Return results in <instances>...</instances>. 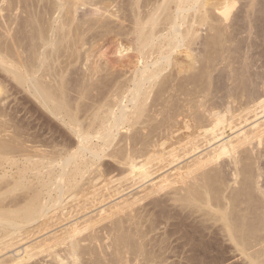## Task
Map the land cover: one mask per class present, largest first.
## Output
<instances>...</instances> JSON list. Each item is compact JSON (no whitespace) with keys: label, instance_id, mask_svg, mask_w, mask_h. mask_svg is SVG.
Returning a JSON list of instances; mask_svg holds the SVG:
<instances>
[{"label":"bare ground","instance_id":"6f19581e","mask_svg":"<svg viewBox=\"0 0 264 264\" xmlns=\"http://www.w3.org/2000/svg\"><path fill=\"white\" fill-rule=\"evenodd\" d=\"M256 5L258 7L259 0H0V95H5L6 90H11L14 84V87L17 88L16 84H18L20 89L22 87L27 91L29 95L32 96L31 99H33L39 107H42V111L45 110L51 117L62 122L64 126H67L71 130V133L73 132L75 134L73 136L76 137V143H74V145L70 144L68 146L66 144V151L64 150V152H66L65 156L58 162L55 157L51 155V157L47 156L46 158V154H42L45 151L42 152V149L38 150L39 148L36 149L37 147L33 145L31 146L33 150L28 151L25 147H28V143L23 140L24 138L22 139L24 142L21 141L23 134H21L20 131L23 130L24 125H20L21 123H19V126H22V128L20 127L21 130H19V121H14L16 117L11 119V110L10 113L5 107L4 98L0 99V168L6 165H8V167L16 165L15 167L17 168V163L20 160L18 158L20 157L25 158V163L28 162L24 167H20L21 170L18 169L19 172H17L19 174L16 175L19 176V179L17 178V180L13 179L14 181L9 180L8 182H4L7 183L6 186L9 187L7 189L5 186L7 190H3L0 184V205L2 203L0 206V253L1 251L6 252L7 249L20 243L22 237H19L22 236V229L30 223L37 222V224L34 223L35 227L32 226L33 229L30 227L32 230L26 228L25 230L27 233L24 230L26 235L28 233L30 234V232L33 235L38 234L43 230L46 232L45 229L47 230L48 228L47 219L50 215L53 216V212H55L50 211L53 210V204L50 205V210L48 209V205L46 204V200L48 199H43L45 202H42L43 200L41 201V192L39 190H34L35 192L33 191L34 193L32 192V195L30 194L31 196L27 199L24 198L27 201H23V204H21L20 201L22 199H19L20 197H18V194H16V196L14 195L18 190H22L21 188L25 185V182L23 183L24 185L21 183V178L22 180L24 179L22 176H24L25 171L28 169L36 170L34 174L38 176L42 175L40 172L42 173L41 170H44L43 168L46 169L47 167L48 169L49 167L50 169L54 164H57L58 167L60 166V172L55 179L52 180L50 179L51 177H48L49 179L45 181L43 178V183L41 182L44 187L48 185L47 188L45 187L46 190L51 187L52 191H56L55 195L57 196L53 203L57 204L65 200H62L63 190L67 193L69 189L67 188L69 183L66 187L64 178V176L68 177V166H70L71 163L76 165L75 168H73L74 173H72V175L76 172L78 173V171L82 174V171L78 164H75L77 163L75 161L81 157L85 158L88 155L89 159L86 161L84 159V162H86L84 164L88 167L94 164L104 156V150L112 144L115 131L118 132L122 128L128 130L131 129L130 127H135L134 125L136 124H144L146 132L148 131L147 129H149L147 127L151 128L149 129V131H151H148L149 133L147 132L148 134L153 131H156L155 133H161L159 138L157 134V140L153 139L154 136H156L155 134H152L154 135L152 136L153 138L150 137L151 135L147 134V137L151 139L145 140L147 137H144L146 134L144 133V135L140 136L141 138L137 137L140 139H137L139 141L135 139L132 140V142L134 141L131 143L133 147H129V149H127V147L125 148L126 150L123 149V147V150H119L120 147L116 152H112V154L108 153L110 158H115L117 160L116 162L125 167H123L125 172L121 170L123 174L114 181L123 182L124 180H131L134 181L132 184L140 183V185L142 184L141 187H143V189L141 188V192L139 191L140 193H136L133 196L130 195V197L126 196L125 198L118 197V199H121L117 200V202L114 201L115 204L113 203L114 205L112 207L110 206L111 208L109 207L110 210L108 209L105 215L103 214L105 209H102V213H96V215H100L99 217H91L94 214L89 216L88 213V217L84 215L86 219H83V224H80V221H75L79 223L70 224L66 228L62 225L63 227L60 228L61 230L63 229V231L60 233H56L57 229L55 231L52 229V217L50 216L49 221L51 222L49 223L51 224L49 225L48 223V225L51 226L53 231L50 230V232L45 234V237L40 240L36 239L35 242L31 241L32 243L29 244H24L23 242L24 246L20 244L21 249L19 250H16L18 245L14 246L16 248L14 250H16L17 254L10 255L5 259H0V264H25L39 254H46V257H50L53 262L59 264H81L80 259L84 257V254L86 258L87 254H89L90 257L94 253L90 248L83 246L84 244H82V242H89L91 244L94 240H97L98 236L93 235L92 232L95 230L94 227H96L98 223H102V221H111L112 218L116 221L112 220L115 222H112L114 225L109 227V233H118V231H120L121 234H123L122 232L125 233L123 234L124 236H119L118 239L115 238L114 245L117 247L122 245V248L128 249L130 248L129 244L135 237L137 238L136 240L142 238L144 231H141L142 234L140 235L141 229L139 226H141L143 216L142 214L139 215L136 213L138 209H136L135 206L145 199H151V203H158L163 195H166L169 201H173L176 206L178 205L179 208H181L179 209L181 210L179 214L186 211V213H182L187 215L186 219L194 214H198L199 216L202 215V217L206 216L207 218H205L204 222L212 221L211 226H216V229L218 228L220 233L222 232L223 237L225 236L229 243H232L234 249L244 257L246 264H264V183H260L259 181L264 177V162L261 163L260 161L264 158V71H260V73L251 72L249 69L251 64L249 65L247 62L248 57L243 56L245 53V50L243 51V44H245L244 40H246L244 39L246 38L244 35L248 34L246 36L249 37L250 34L255 31L253 29L258 28L255 24L258 23L256 20H258L260 16L257 15V17L256 14L260 12L264 15V5H262V10H258L260 6L257 9ZM263 15L261 16L263 17ZM262 22H264V19ZM254 26L255 28H253ZM262 26L264 27L263 24ZM200 28H205L208 35H206L207 38L203 37V41H200V39L199 42L198 39L201 36L199 33ZM262 28L260 25L259 29ZM259 32L261 33V31ZM243 33L244 35H242ZM253 35H251V37ZM257 35L259 34L254 36L258 38ZM260 35L263 36L264 34ZM132 37L135 39L133 42H131ZM102 41H112V43H116V52L119 54L128 51L132 52V55L128 54V56H132L135 62L133 61L134 64L132 63L131 66L129 65L130 67L127 66L126 68V70L128 68L130 70L131 68V74L129 73L130 75H126L127 73L125 74L123 72V75L125 74L128 77L124 76L123 78L121 75L122 73L114 69L113 72L112 70L109 72L108 69L111 68L107 69L106 63L101 62V52L105 51H101V49H103L101 46V43H103ZM249 41L250 39L246 42ZM253 41H255V39ZM250 44H252V42ZM198 45H202V50ZM246 46L248 48V43H246ZM250 46H253V44ZM203 48H205V50L208 48V51L210 48V50H215V52L218 50V53L215 55L217 57L211 56L215 58V60L219 58L218 60L220 63H223L228 53H231V56L228 54L230 57H233L232 53L234 54V59L231 58L233 61L235 57L237 59L241 58L240 64L238 63L240 59L234 61L240 65H237L240 67L237 68L239 73L235 70L238 75L227 63L226 64L229 66H227V68L220 65L224 68L223 74L229 75V78L232 77L233 81L231 80L232 78H230V81L233 83L236 82L235 84L231 83L225 85L224 81L222 85L213 84L214 77L211 73L212 70H207V67L205 68L206 65L202 68L203 63L200 65V68L205 70L202 72V69H200L199 71H201L202 74L201 77H198L199 74L196 69L198 66H195L199 64L196 62H198L201 57L204 59L201 54L204 56L207 55L209 60V57H212L210 55L208 56V54H213L214 52L206 54ZM180 53H183V58H179ZM235 53L237 55L239 54V56L237 57ZM246 54L247 53L244 55ZM229 56L227 58H230ZM207 57H205V59ZM228 60L229 59H226V61ZM78 62L81 64V68H78V66L76 68L77 70L81 69L80 71L82 73L73 68V71H76L75 75L77 72L80 73H78L80 78L76 79V77H78L76 76L74 77L75 80L72 79L71 81L68 77L71 74L69 69ZM207 66L212 68L208 64ZM169 67H172L173 70L175 68L174 73L173 71L167 74L164 73ZM192 69L195 70V74L197 71V76L192 72ZM190 70H192L191 72L197 78L191 74L190 77H188L186 74L188 78L185 79V73H191L189 72ZM103 71H105V74H102ZM115 71H117L118 75ZM163 73L164 75L162 76ZM182 73H184V77ZM221 73H219L218 76ZM233 74H236L235 77L230 76ZM112 75L115 77L113 78ZM110 76L111 78H108ZM119 77L124 80H118ZM226 78L229 79L228 77ZM105 79L106 81H104ZM10 80L13 82H10ZM85 81L92 82L87 83ZM6 83L8 86L11 85V87L7 88ZM101 84L105 86L104 91L100 90ZM155 86L158 88L154 93L156 97L151 94ZM18 90L19 89H17V92ZM94 90L97 91V95L95 94L96 96L100 94V99L97 97L98 99L94 100L95 96L94 98H89L93 95L90 94L88 96V94L92 93ZM68 91H75V93H73L78 94V103H73L75 105H71L70 98L73 95L69 97ZM178 91L181 93L178 94ZM176 92H178L177 95H180L178 96L179 98L176 96ZM220 93L222 94L219 96L218 94ZM107 95L112 99L107 101ZM150 95H152V97ZM75 96L77 97V95ZM109 96L107 98H110ZM86 97L90 100L93 99L95 104V106H93V103V105L86 103L87 105L93 106V108L90 107V109H92L90 112L87 111L89 109L87 107L88 109L86 111L88 114L85 110H83L84 113H82V109H86L83 108L85 105L82 103L83 101L81 100L82 102L79 103V99H86ZM209 97L210 101H212L211 99H213V101L208 104ZM243 97L245 99L243 100L244 102L240 101L241 104L238 106L241 111L234 114L237 111L233 109L232 102H236L237 99V101H239V99ZM149 98H153L155 101V109L152 104L153 101L152 103L150 102V104H152L151 107H148L147 101ZM204 98L206 100H204ZM128 103L130 107L132 106L131 108H129ZM25 105H27L26 102ZM8 107L10 108L9 104ZM39 107H37L38 110L40 109ZM28 108H30V106ZM31 108L30 111L32 110ZM34 109H36V107ZM34 109L33 111L35 112L36 110ZM39 113L40 111L38 114ZM81 113L83 115H81ZM38 114H36V116ZM248 114L253 118L251 122ZM235 116H238L237 120H241L245 122V124H247L246 122L249 120L248 122L250 123L247 125V128L244 127V129L242 126V128H240L239 122L237 124L234 122V120L236 121V118L234 119ZM40 117L42 116L40 115ZM40 117L38 116V118ZM46 118L41 121L44 123ZM11 120L13 123H11ZM151 121H156V125L158 126L155 127L154 125L153 128L151 127L152 125L149 126L152 123ZM49 125L53 127L52 124ZM49 127L47 129H50ZM226 127H229L228 129H230V131L234 129L233 134L230 135L231 137H225ZM51 130L54 129L51 128ZM145 130L143 132H145ZM178 132L181 134H176ZM8 133L12 135L9 134L10 136H8ZM37 134L38 133H36V135ZM40 134L42 135V133ZM4 135H7L10 139L8 137L5 139ZM2 137L4 138L2 139ZM36 137L38 139V136ZM133 137L135 138L136 136ZM94 139L97 141L93 143ZM25 142L27 145L24 144ZM39 142L41 141L39 140ZM166 142H169L168 145ZM201 149L202 151H199ZM57 155L59 156V153ZM57 155L55 154V156ZM105 156H107V154ZM188 156L192 157L186 160ZM183 159L186 161H182ZM44 160H46V162H44ZM87 166L85 168H87ZM165 167L169 168L164 171V173L162 170ZM52 170L53 169H51V172ZM48 171L46 173H48ZM158 172L162 174L155 175ZM2 173L0 174L1 180L4 176L9 175ZM81 174L79 175V183L82 178L80 177L82 176ZM49 175L51 174L49 173ZM154 175L156 177H153ZM76 176H78V174ZM41 179L42 178H39V180ZM76 181L77 180L74 181V184L78 183V181ZM230 181L232 184H236V186L230 187ZM146 182H150L148 186L145 185ZM70 183L72 186L71 189L73 190L75 186L72 185L73 182ZM79 183L76 185L80 187ZM63 186L66 188L64 187L65 189H63ZM41 187L42 185H40V188ZM79 189L81 188H78V190ZM116 189L122 193L120 190L121 188L112 190L117 191ZM72 190L69 191L72 192ZM118 191L112 192V194H119ZM7 193L15 196V199L12 197L10 200V206L6 203V200H4V194ZM75 193L72 192L73 195L77 196L79 192ZM94 193L93 191L92 195ZM70 196L72 195H69V197ZM83 196L87 198V194ZM17 197L18 199H16ZM4 202L6 203L5 205H3ZM64 204L67 205L68 203L63 202L61 205ZM61 205L59 210L64 211L61 209ZM154 206L156 207L155 204ZM164 206L163 208L167 207ZM173 209L176 211L175 207ZM59 210L58 214L64 217L65 213L63 214L61 212V214ZM83 210H85V208ZM49 212H52V214ZM55 217L57 216L55 215ZM181 218H179V220H181ZM183 221L184 220L179 222L182 223ZM126 222L130 224H128L129 226L127 225L128 227H125ZM149 224L152 223L149 222ZM183 224H185V222ZM189 224L192 228L196 225V223L193 225L192 221H190ZM203 224L204 223H202V225ZM205 224L206 230V225L208 223ZM131 225H134V229H132L133 226L130 227ZM54 226L56 227L55 224ZM182 226L184 227V225ZM197 226L195 227L197 228ZM204 226L202 228H204ZM195 227L193 231L196 230ZM129 228L131 230H129ZM85 231L88 232L83 234ZM95 233L96 231H94V234ZM115 233L113 236H115ZM199 233L200 235L194 233V236H197H195L196 238L194 237V239L201 242L202 240L200 239H202V237L200 238L199 236H204V234H202L201 231ZM146 234L147 233H145V235ZM217 238L219 237L217 236ZM198 242L195 243V245L198 244ZM209 243L212 244L213 242L211 241ZM209 243L208 245H211ZM195 245L192 244L191 246ZM89 246H94V244ZM199 248L198 250H200ZM112 250L113 249H111V251ZM206 250L207 248L203 252H206ZM115 251L118 252V249H115ZM212 256H210V258ZM192 257L194 258L195 256ZM214 258H216V256ZM189 259L190 258H188V260Z\"/></svg>","mask_w":264,"mask_h":264},{"label":"rangeland","instance_id":"374dc122","mask_svg":"<svg viewBox=\"0 0 264 264\" xmlns=\"http://www.w3.org/2000/svg\"><path fill=\"white\" fill-rule=\"evenodd\" d=\"M264 0H259V5H258V7H259V9H258V7H257V5H256V7H257V9L258 10H262V8H263V6L262 5H264L263 2ZM261 4V5H260ZM262 6V7H261ZM261 8V9H260ZM258 12V11H257ZM260 12H258L257 14H256V16L258 15V16H260V17H258V20H256V22H258V23H256L255 21V23L256 24H259V25H256L255 24V26L257 27L258 26V28L257 29H253V30H255V31H253V33L252 34H250V36L249 37H247L246 35H248V34H246V35H244V33L242 34V35H244V37H246V38H244V39H246V40H244L245 42V44H243L244 46H243V51L245 52V53H247L246 55H244L243 54V56H247L248 58H247V62H248V64L250 65L251 64V67L249 68L250 70H251V72H253V73H260V71L261 72H263L264 71V27L262 26V24L264 25V22H262L263 21V17H264V15L263 14H259ZM261 15H263V17L261 16ZM256 17V18H257ZM263 19H262V18ZM261 18V19H260ZM261 21H260V20ZM259 21H260V23H259ZM261 22H262V24H261ZM254 25V24H253ZM260 25H261V28L262 29H259V27H260ZM255 26L253 27V28H255ZM201 30V31H200ZM259 31H261V33L259 32ZM259 34V35H257V37L258 38H256L255 36H256V34ZM257 32H259V33H257ZM199 33H200V35L202 36H200V38L198 39V41L200 40V41H203V37H206V35H208V32L205 30V28H200L199 29ZM255 36H254V35ZM260 34H262L263 36H261ZM241 35V36H242ZM251 35H253L254 36V38H253V36L251 37ZM261 37V38H260ZM207 38V37H206ZM254 40L255 39V41H253L252 39ZM132 39V41L131 42H133V41H135V39L132 37L131 38ZM205 39V38H204ZM250 39V41L249 42H246V41H248ZM199 41V42H200ZM101 42V41H100ZM100 42H99V44H100ZM103 42V41H102ZM112 43V41H108V42H103V43H101V46L103 47V49H101V51H103V50H105V51H103V52H101L102 53V57H101V62L102 63H106V68L108 69V68H111V69H108V71L110 72L111 70H112V72H113V69L114 70H117L118 72H121L122 74V76H123V78H124V76H126V75H128L130 72H131V68H130V70H129V68L127 69V70H129V71H127L126 70V68H127V66L128 67H130L131 65H132V63H133V61L135 62V60H134V58H132V56H128V54L129 55H132V52L131 51H128V52H125V53H123V54H119V53H117L116 52V43ZM252 42V44H253V46H250V45H252V44H250ZM255 42V43H254ZM246 43H248V48H247V46H246ZM107 44V45H106ZM250 44V45H249ZM255 44H256V46H255ZM104 45V46H103ZM259 45V46H258ZM199 46V48L201 49L202 47V45H198ZM197 46V47H198ZM255 46V47H254ZM96 47H97V44H96ZM253 47V48H252ZM247 48V49H246ZM215 49V48H214ZM199 50V49H198ZM202 50V49H201ZM205 50V48H203V51ZM217 50V49H216ZM111 51V52H110ZM206 51H208V48H207V50H205L204 51V53H206V54H208L209 52H213V54L212 53H209L208 54V56L210 55H213V57H217V56H215L217 53H218V50L215 52V50H210V48H209V51L208 52H206ZM131 52V53H130ZM241 52H242V50H241ZM215 53V54H214ZM105 54V55H104ZM205 54V55H206ZM227 54V53H226ZM230 56H231V53H228ZM227 54V56L225 57V60L223 61L222 59V61H223V63H220L219 62V58H216V60H215V58H213L212 56V58H210L209 57V60H208V57H207V55L206 56H204V55H202L201 54V56H203L204 57V59H205V57H207L205 60L201 57V56H199V57H201L200 59H199V61H198V59H197V61L198 62H196V63H199V64H195L196 66L195 67H197L196 69L198 70V74L200 75H198V77H201V71L203 72L204 70L202 69L203 68V66H205V68L207 67V70H212V75H213V77H214V79H213V84L215 83V85H217V84H224V82H225V85H229V84H231V83H233V82H231L230 81V78H232V77H230L229 78V75L227 76V74L226 75H224L223 74V69L224 68H222V67H225V68H227V66L229 65V66H231V69L233 68V70H234V72H235V70H236V72H238L239 73V70H237V68H240V67H238L237 65H239L240 63H241V58H239L240 59V62L238 61L239 59H237L236 57H235V60L236 61H238V63L237 62H234L231 58H233L234 57V54L232 53V56L233 57H230L229 55ZM236 54V53H235ZM182 55H183V53L181 54H179V58H183L182 57ZM104 56V57H103ZM230 57V58H227V57ZM236 56L238 57L239 56V54L237 55L236 54ZM108 57V58H107ZM198 57V58H199ZM130 58V59H129ZM109 59H110V61H109ZM201 59H203V60H201ZM226 59H229L228 61H226ZM234 59V58H233ZM253 59V60H252ZM105 60V61H104ZM218 60V61H217ZM220 60V61H221ZM233 62H232V61ZM113 61V62H112ZM122 61V62H121ZM221 61V62H222ZM220 64H219V63ZM225 62V63H224ZM108 63V64H107ZM130 63V64H129ZM203 63V64H202ZM219 65H218V64ZM228 65H227V64ZM76 64V63H75ZM79 62L76 64V65H73V66H71L70 68L71 69H69V71H70V73L73 75V73H74V75H75V73H76V71L74 72L73 71V68H74V70L76 69L77 70V66H78V68H81V64H79ZM112 64V65H111ZM134 64V63H133ZM202 64V68H200V65ZM207 64L209 65V66H211L212 68H210V67H208L207 66ZM235 64V65H234ZM130 65V66H129ZM213 65H215V66H213ZM218 67H217V66ZM222 67H221V66ZM263 65V66H262ZM108 66H110V67H108ZM114 68H113V67ZM228 66V67H229ZM232 66H234V67H232ZM240 66V65H239ZM195 67H194V69H195ZM215 67V68H214ZM125 68V69H124ZM208 68H210V69H208ZM123 69V70H122ZM172 67H169L168 68V70H165L164 71V73H168V72H170L171 73V71H173V73H174V70H175V68H174V70L172 69ZM194 69H192V70H190L189 72H193L194 74H195V70ZM200 69H202L201 71H199ZM217 69H219V70H217ZM221 69H222V71H221ZM258 69V70H257ZM81 69H78L77 71H79L80 73H82L81 71H80ZM69 71H68V73H69ZM72 71H73V73H72ZM117 71H115V73H117ZM127 71V72H126ZM222 73H221V72ZM256 71V72H255ZM79 72H77V74L74 76H72L70 73V76H68L70 79H71V81H72V79L73 80H75V78L74 77H76V76H78V77H76V79L77 78H80V73ZM107 72V71H106ZM123 72L126 74H124L123 75ZM185 73V75H184V73H182V76L184 75V76H186V74L188 75V77H190V74L192 75V76H197V71H196V74L194 75L193 73ZM221 73L219 76H218V74L219 73ZM233 72V71H232ZM235 72V73H236ZM241 72V71H240ZM79 73V74H78ZM114 73V74H115ZM164 73L162 74V76L164 75ZM238 73H236L237 75H238ZM3 74V73H2ZM68 74V75H69ZM102 74H105V71H103L102 72ZM131 74V73H130ZM129 74V75H130ZM223 74V75H222ZM235 74V75H236ZM117 75H118V73H117ZM217 75V76H216ZM222 75V76H221ZM235 75L233 74V75H230V76H233V77H235ZM71 76H72V78H71ZM115 76H116V74H115ZM114 75H112V77L114 78L115 77ZM121 76V77H122ZM161 76V77H162ZM181 76V75H180ZM181 76V77H182ZM183 76V77H184ZM195 76V78H197ZM225 76V77H224ZM126 77H128V76H126ZM187 76L185 77V79L186 78H188ZM226 77H228L229 79H227ZM108 78H111V76L110 77H108ZM123 78H118V80H124ZM219 78V79H218ZM223 78H226V79H223ZM101 80H102V78H101ZM226 80V81H225ZM232 81H233V78L231 79ZM104 81H106V79L104 80ZM224 81V82H223ZM7 82V81H6ZM10 82H13L12 80H10ZM73 82H75V81H73ZM85 82H87V83H89V82H92V81H85ZM103 82V81H102ZM221 82V83H220ZM8 83V82H7ZM6 83V85H7V88H9V87H11V85H9L8 86V84ZM15 83V82H14ZM13 83V84H14ZM176 83V82H175ZM236 83V82H235ZM235 83H233V84H235ZM71 84V83H70ZM232 84V85H233ZM15 85V84H14ZM14 85H13V88L15 89H13L12 87H11V90H6V92H5V95H0V99L1 98H4V105H5V107L7 108V110L10 112V110H11V114H12V116H11V119H13V117H16V118H14V119H16V120H14L15 122H17V120L19 121L18 122V127L20 128H22V126H19V123H21L20 125H24L25 126V124H26V126L24 127L23 126V130L22 131H20V133L21 134H23V136L21 137V141H26L27 143H28V147L27 146H25L26 147V149L28 150V151H32L33 150V148L31 147L32 145L33 146H35V147H37L36 149H38V150H41L42 149V152L43 151H45V152H41V151H39V152H41L42 154H46V158H47V156H53V157H55V159L57 160V162L58 161H60L61 160V158H63L64 156H65V153L66 152H64V150L66 149V144L69 146L70 144H73L74 145V143H76L75 141H76V137L75 136H73V135H75L73 132V134L71 133V130L67 127V126H64V124L62 123V122H60L59 120H57V119H55V118H53V117H51V115H49L45 110L44 111H42V107H39V105H37V103H35L34 102V100L33 99H31V95H29V93L27 92V91H25L21 86V89L19 88V85L18 84H16V87L17 88H15L14 87ZM72 85V84H71ZM86 86H87V84H86ZM99 87V86H98ZM103 87V88H102ZM189 88V87H188ZM17 89H19L18 90V92H17ZM104 89H105V86H102V84H101V86H100V90L101 91H104ZM99 90V89H98ZM106 90H107V87H106ZM158 90V88H157V86H155V88H153V92H151V94L153 95V96H155V92ZM71 91V90H70ZM70 91H68V93H69V97L70 96H75V95H77V97L75 98V97H71L70 99H71V105H75L76 103H78V94H74L75 93V91H72V92H70ZM95 91L96 90H94L93 92H94V94H93V92L92 93H89L88 94V96L91 94V95H93V96H90L89 98H91V97H93L94 98V96H95V98H94V100L95 99H100L101 97H99L100 96V94H98V96H96L97 95V91H96V93H95ZM74 92V93H73ZM179 92V91H178ZM178 92H176V96L178 97V96H180V95H177V93ZM7 93V94H6ZM18 93V94H17ZM70 93H71V95H70ZM99 93V92H98ZM181 92H179L178 94H180ZM14 94V95H13ZM96 94V95H95ZM222 93H220V94H218L219 96L221 95ZM152 95H150L151 97H152ZM10 96V97H9ZM28 96V97H27ZM109 95H107L106 96V100L108 101L109 99L111 100L112 98L110 97V98H107ZM182 96V95H181ZM98 97V98H97ZM156 97V96H155ZM183 97V96H182ZM181 97V98H182ZM28 98H30V99H28ZM75 98V99H74ZM154 98V97H153ZM153 98L151 99V98H149L148 99V107H151V105L153 104V107H154V103H155V101L153 100ZM179 98V97H178ZM88 98L86 97V99H79L80 100V102L79 103H81L82 101V103L83 104H85L84 106H83V108H86V109H82V113H84L83 112V110H87L88 108V112H90V110H92V109H90V107L91 108H93V106H95V104H94V100L92 99V100H90V99H88ZM154 99H156V98H154ZM33 100V101H32ZM72 100H74V101H72ZM82 100V101H81ZM85 100V101H84ZM204 100H206L205 98H204ZM207 100H208V98H207ZM212 101H213V99H211ZM214 100H215V98H214ZM238 100V99H237ZM236 100V102L234 101V102H232V106H233V109L235 110V111H237V112H235L234 114H236V113H239V111H241V109H240V107H238V106H240L239 104H241V102L240 101H243V100H245L244 99V97L242 98V99H239V101H237ZM7 101V102H6ZM9 101V102H8ZM32 101V102H31ZM77 101V102H76ZM88 101V102H87ZM90 101V102H89ZM152 101H153V103H152ZM212 101H210V97H209V101H208V104H209V102L211 103ZM25 102H26V104L28 105H25ZM27 102H29V103H27ZM75 102V104H73ZM150 102L152 103V104H150ZM244 102V101H243ZM89 103V104H92V105H87V104ZM127 103V102H126ZM8 104H9V106H10V108L8 107ZM24 104V105H23ZM33 104V105H32ZM82 104V105H83ZM81 105V106H82ZM128 105H129V108H131L130 107V104L128 103ZM13 106V107H12ZM16 106V107H15ZM30 106V108L32 107V106H34V107H32L31 109V111H30V108H28ZM36 107V109H34ZM37 107H39L40 109L38 110V108ZM88 107V108H87ZM239 109H238V108ZM27 108V109H26ZM28 109H29V111H28ZM33 109L34 110H36L35 112L33 111ZM154 109H155V107H154ZM37 110H38V112L40 111V113L38 114V112H37ZM17 111V112H16ZM28 111V112H27ZM86 111V112H87ZM42 112V113H41ZM88 112H87V114H88ZM81 113V115H83ZM31 114V115H30ZM36 114H38L37 116H36ZM45 114V115H44ZM40 115L42 116V117H40ZM50 117H49V116ZM249 115V114H248ZM247 115V116H248ZM31 116V117H30ZM38 116L40 117V118H38ZM251 115H249V120H250V122H251V119L253 120V118H251L250 117ZM19 117V118H18ZM22 117V118H21ZM47 117V118H46ZM21 118V119H20ZM41 118H44V119H41ZM45 118H46V121H44V123L41 121V120H45ZM84 118V117H83ZM180 118H182V117H180ZM236 118V121L234 120V122L237 124L238 122V124H239V126H240V128H244V127H246L247 128V125H249V123L250 122H246L247 124H245V122H243V121H241V120H237V118H238V116H235L234 117V119ZM40 119V120H39ZM49 119V120H48ZM54 119V120H53ZM20 120H21V122H20ZM47 120H48V122H47ZM12 121V120H11ZM10 121V122H11ZM9 122V123H10ZM25 122V123H24ZM29 122H30V124H29ZM38 122H40V123H38ZM46 122V123H45ZM152 122V121H151ZM243 122V123H242ZM11 123H13V121L11 122ZM28 123V124H27ZM41 123H43V124H41ZM52 124V126L53 127H51L49 124ZM154 123V124H153ZM38 124V125H37ZM157 124V122L155 121V122H152L149 126H151L152 128L154 127V125H155V127L156 126H158V125H156ZM14 125H15V123H14ZM58 125V126H57ZM245 125V126H244ZM33 126V127H32ZM50 126V127H49ZM135 127H130L131 129H128V130H126L125 128L123 129H120L118 132L117 131H115V133H114V139H113V141H112V144L109 146V147H107L105 150H104V152H103V154H104V156L103 157H101L98 161H96L94 164H92L91 166H87V165H85L84 163H86V162H84V159H85V161L86 160H88L89 159V156L87 155L85 158L84 157H81V158H79V159H77V161H75V162H77V163H75V164H78V166H79V168H80V170L82 171V174H81V172L80 171H78V173L76 172L75 174H73L72 175V173H74L73 171V168H75V166L76 165H74V163L71 165L70 164V166H68V177H66V176H64V178H65V181H66V183H65V186L67 187L68 185V183H69V186L67 187V188H69L68 189V192L66 193V191L65 190H63L64 191V193H66V194H64L63 193V195H62V200L63 199H65V200H61L62 202H60V203H57V204H54L53 203V201H54V199L56 198V196L57 195H55L56 194V191L54 192V190L52 191L51 189V187H49L47 190H46V188L48 187V185L47 186H43V184H41V182L43 183V178L45 179V181H47V179H49L50 177V179H55L56 177H57V175H58V173L60 172V166L58 167V165L57 164H54V166L53 167H51L50 169H49V167H48V169H47V167H46V169L45 168H43L44 170H41L42 171V173L40 172V174H42V175H36V174H34V173H36V170H30V169H28L27 171H25L24 172V176H22L24 179L22 180V178H21V183L23 184L24 182V187L23 188H21L22 190H18L14 195L16 196V194H18V197H20L19 199L21 200L20 202H21V204H23L24 202L23 201H27L26 199L29 197V196H31L32 195V192L34 191V190H39L40 192H41V194H40V199H41V201L44 199V200H46V199H48V200H46V204L48 205V209L50 210V205H52L53 204V206H52V209L53 210H50V211H55V212H53V216H51L52 217V222L51 221H49V218H50V216L48 215V213H47V215L49 216V218L47 219V230L45 229V231L46 232H44V230L41 232V233H38V234H31V232H30V234H31V236H30V234L28 235H26L25 234V232H26V228H32V226H34V223H36L37 224V222H33V223H30L31 224V226H30V224H28L27 226H24L23 227V229H22V236H20L19 238H21L20 239V243H17L16 245H14V246H17L16 248L13 246L12 248H9V249H7V251L6 252H2L1 251V253H0V257L1 256H3V257H1L0 259H2V258H7L8 256H10V255H16L17 253H16V250H19V249H21V245H23L24 246V244H29V243H32V242H35L36 241V239L37 240H40V239H42L43 237H45L46 235L45 234H47V232H50V230L51 231H53L52 229H54V231L57 229V231H56V233L57 232H62L63 231V229L61 230V228L63 227L62 225H64V228H66L68 225H70V224H73V223H77V222H75V221H80V224H83V222H84V220L86 219V218H84L85 216L84 215H86L87 217H88V215L89 216H91L92 214H94V215H92L91 217H99L100 215H96V213H102L101 212V210L102 209H105V211L103 212V214L105 215L107 212H108V209L110 210V208L115 204V202L114 201H116L117 202V200H120L121 198H125L126 196H129L130 197V195L131 196H133V195H135L136 193H140L141 192V190L143 189V187H141V185H140V183L138 184H136V183H134V184H132L134 181H129V180H127V181H123V182H121V181H119L120 182V185H119V182L116 180V181H114L115 179H117L119 176H121L123 173H121V170H122V172H125V170L123 169V167H124V165H122V164H120V163H118V162H116L117 160L115 159V158H110V156H108V153L109 154H112V152H116L120 147V149L119 150H123V149H125V148H127V149H129V147H133V145L131 144V143H133L132 142V140H136V141H139L140 139L139 138H141L140 136H142V135H144V133H146L145 134V136L144 137H147V134L151 131H149V129H151L150 127H147V125H146V127L147 128H149V129H147L148 131V133L146 132V128H145V125L143 124V125H140V124H136V125H134ZM144 126V127H143ZM180 126V125H179ZM236 126H238V125H236ZM242 126V127H241ZM32 127V128H31ZM42 127V128H41ZM50 128V129H47V128ZM64 127V128H63ZM143 127V129L145 130V132H143L144 130L142 129V131H141V128ZM181 127V126H180ZM21 128L19 129V130H21ZM34 128V129H33ZM51 128L52 129H54V130H51ZM66 128V129H65ZM133 128H134V130H133ZM139 128V129H138ZM229 127H226V129H225V137H229L230 135H232L233 134V131H234V129L232 130V131H230V129H228ZM245 129V128H244ZM25 130V131H24ZM38 130V131H37ZM66 130V131H65ZM132 130V131H131ZM236 130V129H235ZM24 131V132H23ZM55 131V132H54ZM70 131V132H69ZM184 131V130H183ZM23 132V133H22ZM34 132H36V133H38L37 135H36V133H34ZM46 132V133H45ZM64 132V133H63ZM117 132V133H116ZM156 132V131H155ZM154 131L153 132H151L150 134H148V135H151L150 137H152V136H154V135H152V134H155L156 136H154V140L156 139L157 140V136H158V138L161 136V133L160 132H158V133H155ZM180 132V131H179ZM176 133V134H181V133ZM11 133V132H10ZM10 133H8V136H10V135H12V134H10ZM35 135H33V134ZM40 133H42V135L40 134ZM44 133V134H43ZM10 134V135H9ZM25 134V135H24ZM55 134V135H54ZM63 134V135H62ZM68 134V135H67ZM135 134V135H134ZM139 134H141V135H139ZM158 134V135H157ZM50 135V136H49ZM64 135H65V137H64ZM139 135V136H138ZM7 135L5 136L4 135V137H5V139L8 137ZM36 136H38V139H37V137ZM54 136V137H53ZM131 136V137H130ZM133 136H136L135 138L133 137ZM4 137H2V139L4 138ZM27 139H26V138ZM124 137V138H123ZM133 137V138H132ZM137 137H139V138H137ZM156 137V138H155ZM231 137V136H230ZM9 138V137H8ZM24 138V139H23ZM34 138V139H33ZM36 138V139H35ZM70 138H72V139H70ZM10 139V138H9ZM23 139V140H22ZM64 139V140H63ZM124 139V140H123ZM137 139H139V140H137ZM147 139H151V138H146L145 140H147ZM31 140H33V141H31ZM37 140V141H36ZM39 140L41 141V142H39ZM71 140V141H70ZM23 141V142H24ZM35 141V142H34ZM53 141V142H52ZM95 141H97V140H95L94 139V141H93V143L95 142ZM131 141V142H130ZM24 143V144H26L27 145V143ZM31 142H32V144H31ZM130 142V143H129ZM97 143V142H96ZM167 143V145H168V143L169 142H166ZM39 144V145H38ZM43 145V146H41V145ZM56 144V145H55ZM125 145V146H124ZM132 145V146H131ZM166 145V146H167ZM67 146V147H68ZM72 146V145H71ZM63 147V148H62ZM124 147V148H123ZM117 148V149H116ZM123 148V149H122ZM60 149V150H59ZM62 149V150H61ZM37 150V151H38ZM49 150V151H48ZM54 152H53V151ZM114 150V151H113ZM126 150V149H125ZM52 151V152H51ZM56 151V152H55ZM66 151V150H65ZM199 151H202V149L201 150H199ZM59 153V156L57 155ZM196 153H198V152H196ZM55 154L58 156H55ZM107 154V156H105ZM193 155H195V154H193ZM50 156V157H51ZM60 157V158H59ZM189 157V158H188ZM188 157H186V160H189L190 159V157H192V156H188ZM188 158V159H187ZM18 159H20L19 161H18V163H17V168L14 166V165H12L11 167H8V165H6L5 167H3V168H0V174L2 173V172H4L5 173V175H8V176H4V178L1 180L0 179V184H1V187H3V190H5L6 189V184L7 183H4L5 181L6 182H8L9 180H17V178L19 179V176H17L19 173V171H18V169L19 170H21V168H22V166L24 167L25 165H26V163L28 164V162H26L25 163V158L24 157H20V158H18ZM34 159H38V158H34ZM185 159H183L182 161H186ZM40 161V160H39ZM261 163H263L264 162V158H262L261 160ZM259 161V162H260ZM44 162H46V160H44ZM81 163V164H83V165H81V164H79V163ZM83 162V163H82ZM23 163V164H22ZM183 163V162H182ZM182 163H180V164H182ZM57 165V166H56ZM175 165V164H174ZM82 166H83V168H82ZM87 166V168H85ZM263 166V165H262ZM21 167V168H20ZM121 167V168H120ZM156 167V166H155ZM170 167V166H169ZM169 167H165V168H167V169H163L162 170V172H164V171H166V170H168V168ZM8 168H10V169H8ZM83 170H82V169ZM125 168V167H124ZM171 168V167H170ZM6 169V170H5ZM17 169V170H16ZM51 169H53L52 170V172H51ZM58 169V170H57ZM264 169V168H263ZM15 170V171H14ZM46 170V171H45ZM48 170H50V171H48ZM124 170V171H123ZM9 171V172H8ZM18 171V172H17ZM44 171H45V173H44ZM48 171V173H46ZM72 171V172H71ZM159 171H161V170H159ZM4 173H2V174H4ZM43 173H44V175H43ZM49 173L51 174V175H49ZM161 172H158V173H156L155 175H159ZM165 173V172H164ZM17 174V175H16ZM34 174V175H33ZM78 174V176H76ZM82 175V176H80V177H82L81 179H80V183H79V175ZM162 174V173H161ZM13 175V176H12ZM46 175H47V178H46ZM49 175V176H48ZM72 175V176H71ZM153 176V177H156V176ZM26 176V177H25ZM41 176H43V177H41ZM37 177H39V178H42L41 180H39V178H37ZM49 177V178H48ZM73 179H72V178ZM76 177V178H75ZM7 178V179H6ZM66 178H67V180H66ZM261 178V177H260ZM259 178V179H260ZM35 179V180H34ZM39 181H38V180ZM71 179H72V181H71ZM77 180L78 181V183H79V185H80V187L78 186V185H76V184H78V183H76V184H74V181L75 180ZM13 180V181H14ZM68 180H69V182H68ZM1 181H2V183H1ZM55 181V180H54ZM112 181H114V182H112ZM260 183H264V177H262L260 180ZM12 182V181H11ZM11 182H9V183H11ZM40 182V183H39ZM70 182H73V186H75L76 188L78 187V188H81V189H79L78 190V188L76 189L75 187H73V190L71 189L72 188V186H71V183ZM231 182V181H230ZM3 183H4V185H3ZM117 183V184H116ZM123 185H122V184ZM150 183V182H149ZM149 183H145V185H147L148 186V184ZM12 184V183H11ZM10 184V185H11ZM42 185V187L40 188V185ZM231 185H230V187H232V186H236V184H232V182L230 183ZM9 185V186H10ZM115 185V186H114ZM140 185V186H139ZM6 186V187H5ZM12 186V185H11ZM65 186H63V189H65L66 187ZM32 187V188H31ZM53 187V186H52ZM65 187V188H64ZM9 187H7V189H8ZM35 188V189H34ZM109 188V189H108ZM115 188H118V189H120L121 191H122V193L120 192V191H118L117 189V191L119 192V194L118 193H116L115 195H113L112 194V192L114 193V192H117V191H115V190H112V189H115ZM142 188V189H141ZM6 189V190H7ZM83 189H85V190H83ZM123 189V190H122ZM2 190V191H3ZM44 190H45V192H44ZM69 190H72V192L73 193H75V191H76V193L77 192H79V193H77V196L76 195H73L72 194V192L71 191H69ZM83 190V191H82ZM111 190V191H110ZM93 191L95 192L93 195H92V193H93ZM106 191V192H105ZM140 191V192H139ZM35 192V191H34ZM33 192V193H34ZM47 192H50V193H47ZM69 192H71V193H69ZM87 192H91L90 194L89 193H87ZM47 193V194H46ZM69 193V194H68ZM75 193V194H76ZM82 193V194H81ZM87 194V198L85 197V196H83V195H86ZM98 193V194H97ZM27 194V195H26ZM31 194V195H30ZM46 194V195H45ZM102 194V195H101ZM106 194H109V195H106ZM110 194H112V195H110ZM14 195H10V193L8 194H4V197H5V199H4V197H3V199L4 200H6V203H8L9 204V206H10V200L12 199V197H14L13 199H15V196ZM22 195V196H21ZM42 195V196H41ZM45 195V196H44ZM50 195V196H49ZM69 195H72V196H70L69 197ZM125 195V196H124ZM141 195V194H140ZM9 198H8V197ZM24 196H27V197H24ZM68 196V197H67ZM104 196V197H103ZM105 196H107V197H105ZM117 198H116V197ZM164 196H166V195H163L162 196V198L160 199V203L158 204L157 202L156 203H151L150 202V200L151 199H145V200H143V201H141L140 203H138V205L137 206H135L136 207V209H138L137 210V214H139V215H141L142 214V216H143V218L145 217V215H146V217H145V219H147V220H143V218H142V223H141V226H139V228L141 229L140 230V235L142 234L141 233V231H143V236H142V238L141 239H143V240H141V239H138V240H136L137 238L135 237V239H133L132 241H134V242H132L131 241V245L129 244V247L130 248H122V245H120V246H118V247H121L122 248V250H121V248H118L116 245H114V240H115V238L116 239H118V237L119 236H122L123 234H125L124 232H122L123 234H121L120 233V231H118V233L116 232H114L115 233V236H113L114 235V233L112 234V232H110L109 233V231H108V229H109V227H111V226H113L114 224V222L116 221L115 219H111V221L110 220H105L104 222L102 221V223L100 222V223H98V227L96 226V227H94V229L95 230H93L92 232H93V235H96V236H98L97 237V240H94V241H96V242H92L91 244L88 242V241H85V242H88V243H84V242H82V244H84L83 246H86V247H88V248H90L91 250H93L94 251V253H93V255H91L90 257H89V254H87V257L85 258V254H84V257H81L82 259H80V262H81V264H123V263H125V264H219V263H221V264H246L245 263V259H244V257L243 256H241L240 255V253L237 251V250H235L234 249V247H233V245H232V243L230 244L229 243V241L226 239V237L224 238L223 237V235H222V232L220 233V231L218 230V228L216 229V226H211L212 225V221H205L204 222V220H205V218H207L206 216H203L202 217V215L201 216H199L198 214H194V215H191V216H189L188 217V219H186L187 218V215L186 214H182L183 212H185L186 213V211H183V212H181L180 214L182 215V218H181V215L179 214V212L181 211V210H179V209H181V208H179V206L177 205L176 206V204H174L173 203V201L171 202V200L169 201L168 200V198H167V196L166 197H164ZM18 197L16 198V199H18ZM47 197V198H46ZM66 197H67V199H66ZM114 197V198H113ZM118 197H121V198H119L118 199ZM164 197V198H163ZM24 198H26V199H24ZM94 198V199H93ZM24 199V200H23ZM98 199V200H97ZM167 199V200H166ZM3 200V201H4ZM42 201V202H45V201ZM166 200V201H165ZM7 201H9V202H7ZM48 201H49V203H48ZM52 203H51V202ZM66 201H68V202H66ZM92 201V202H91ZM112 201V202H111ZM162 201V202H161ZM169 201V202H168ZM63 202L64 203H68L67 205H61V204H63ZM5 202H4V204L3 205H5L6 204ZM51 203V204H50ZM114 203V204H113ZM146 203H147V205H146ZM162 203V204H161ZM164 203V204H163ZM61 205V209L62 210H64V211H66V212H64V211H60L59 209H60V205ZM86 204V205H85ZM153 204V205H152ZM154 204L156 205V207L154 206ZM158 204V205H157ZM1 205H2V203H1ZM0 205V206H1ZM59 206V208H58V206ZM85 207H84V206ZM141 205H142V207H141ZM167 206V207H165V206ZM169 205V206H168ZM173 205V206H172ZM175 205V206H174ZM6 206H8V205H6ZM55 206V207H54ZM111 206V207H110ZM153 206H154V208H153ZM163 206L167 209H165V208H163ZM56 207H57V209H56ZM85 208V210H83L84 208ZM106 207H107V210H106ZM110 207V208H109ZM134 207V208H135ZM138 207V208H137ZM140 207V208H139ZM160 207H162V208H160ZM169 207H170V209H169ZM175 207V209H176V211L173 209ZM66 210H65V209ZM82 208V209H81ZM155 208H157V209H155ZM159 208V209H158ZM144 209V210H143ZM161 209V210H160ZM58 210H59V213H65L66 214V216H65V214H64V217H63V215H59L58 214ZM82 210V211H81ZM141 210V211H140ZM160 210V211H159ZM165 210V211H164ZM171 210V211H170ZM81 211V212H80ZM99 211V212H98ZM107 211V212H106ZM167 211V212H166ZM52 212H49L50 214H52ZM70 212V213H69ZM76 212H80V213H76ZM106 212V213H105ZM146 212V213H145ZM156 212V213H155ZM163 212H164V214H163ZM177 212H178V215H177ZM55 213V214H54ZM61 213V214H62ZM82 213V214H81ZM84 213V214H83ZM87 213H88V215H87ZM150 213V214H149ZM76 214V215H75ZM102 214V215H103ZM155 214V215H154ZM178 216H176V215ZM55 215L57 216V217H55ZM70 215V216H69ZM75 215V216H74ZM82 215V216H81ZM152 217H151V216ZM159 215V216H158ZM183 215H185V216H183ZM149 216V217H148ZM167 216V217H166ZM180 216V217H179ZM199 216V217H198ZM66 217V218H65ZM76 217V218H75ZM157 217V218H156ZM193 217V218H192ZM57 218V219H56ZM60 218V219H59ZM68 218V219H67ZM79 218V219H78ZM150 219V221H149V219ZM152 218H153V221H152ZM177 218H178V220H179V218H181V220H179V221H182V220H184L182 223L181 222H179L178 220H177ZM183 218H185V219H183ZM77 219V220H76ZM84 219V220H83ZM164 219V220H163ZM176 221H175V220ZM190 219V220H189ZM73 220V221H72ZM83 220V221H82ZM112 220H115L114 222L112 221ZM158 220V221H157ZM168 220V221H167ZM173 220H174V222H173ZM186 220V221H185ZM199 220V221H198ZM62 221V222H61ZM82 221V222H81ZM125 221V220H124ZM179 223H178V222ZM190 221H192L193 222V225H194V223H196V225H194V227L195 226H197V224H198V226H197V228H196V230H194L193 231V229H194V227L192 228L191 226H190V224H192V223H190L189 224V222ZM196 221V222H195ZM201 221V222H200ZM49 222H51L52 223V229H51V226H49L51 223H49ZM113 222V223H112ZM149 222L150 223H152V224H149ZM185 222V224H183ZM48 223H49V225H48ZM59 223V224H58ZM79 223V222H78ZM77 223V224H78ZM109 223V224H108ZM112 225H111V224ZM187 223V224H186ZM202 223H208L207 225H206V230H205V226H204V224L202 225ZM33 224V225H32ZM35 224V225H36ZM54 224L56 225V227L54 226ZM67 224V225H66ZM126 225H125V227H128L130 224H129V222L127 223H125ZM129 224V225H128ZM147 224V225H146ZM153 224H154V226H153ZM177 224H179V225H177ZM181 224V225H180ZM210 224V225H209ZM100 225H101V227H100ZM110 225V226H109ZM128 225V226H127ZM146 225V226H145ZM182 225H184V227L182 226ZM133 226V227H132ZM144 226V227H143ZM153 226V227H152ZM173 226V227H172ZM176 226V227H175ZM188 226H190V227H188ZM204 226V228H202ZM209 226H211V227H209ZM35 227V226H34ZM50 227V228H49ZM61 227V228H60ZM130 227H132V229H134V225H131ZM209 229H208V228ZM214 227V228H213ZM30 228V229H31ZM150 230H149V229ZM153 228H155V229H153ZM175 230H174V229ZM179 228V229H178ZM188 228V229H187ZM190 228V229H189ZM192 228V229H191ZM27 229V230H28ZM29 229V230H30ZM33 229V228H32ZM31 229V230H32ZM58 229H59V231H58ZM105 229V230H104ZM24 230H25V232H24ZM28 230V231H29ZM129 230H131L130 228H129ZM179 230V231H178ZM211 230V231H210ZM213 230V231H212ZM94 231H96V233L94 234ZM100 231V232H99ZM196 231V232H195ZM201 231L202 232V234H204V236L202 235V236H199L200 238L202 237V239H200V240H202L201 242H200V244H199V242L197 241V239H194V237L196 236H194V233H198L197 235H200V233L199 232ZM44 232V233H43ZM88 232V231H87ZM86 231L83 233V234H86L87 233ZM105 232V233H104ZM147 233L146 235H145V233ZM151 232V233H150ZM211 232V233H210ZM27 233V232H26ZM191 233V234H190ZM49 234V233H48ZM107 234H109V235H107ZM36 235V236H35ZM41 235V236H40ZM112 235V236H111ZM184 235V236H183ZM191 235V236H190ZM192 235H193V238H192ZM220 235V236H219ZM26 236V237H25ZM27 236H30V237H27ZM35 236V237H34ZM101 236V237H100ZM111 238H110V237ZM117 236V237H116ZM124 236V235H123ZM145 236H146V238H145ZM186 236H187V238H186ZM210 236H212V237H210ZM217 236L219 237V238H217ZM38 237V238H37ZM39 237H41V238H39ZM109 237V238H108ZM113 237V238H112ZM197 237V236H196ZM195 237V238H196ZM199 237H198V240H199ZM209 237V238H208ZM222 237V238H221ZM27 238V239H26ZM106 238H107V240H106ZM183 238V239H182ZM31 239V240H30ZM112 239H113V241H112ZM191 239V240H190ZM193 239H194V241H193ZM205 239V240H204ZM19 240V239H18ZM28 240V241H27ZM135 240H136V242H135ZM140 240V241H139ZM32 241V242H31ZM111 241V242H110ZM195 241H197L198 242V244H196L197 245V247H196V245H195V243H197V242H195ZM205 241V242H204ZM208 241V242H207ZM213 242L212 244L211 243H209V242ZM19 242V241H18ZM23 242H24V244H23ZM190 242V243H189ZM195 242V243H194ZM217 242V243H216ZM98 243V244H97ZM100 243V244H99ZM107 243V244H106ZM112 243V244H111ZM140 243V244H139ZM183 243V244H182ZM189 243V244H188ZM208 243L209 244H211V245H208ZM226 243V244H225ZM21 244V245H20ZM87 244H88V246H87ZM94 244V246H89V245H93ZM96 244V245H95ZM109 244V245H108ZM192 244H194L195 246H191ZM203 244V245H202ZM112 245V246H111ZM143 245H145V246H143ZM181 245V246H180ZM183 245V246H182ZM185 245V246H184ZM189 245V246H188ZM201 245V246H200ZM220 245H222V246H220ZM224 245V246H223ZM96 246V247H95ZM99 246V247H98ZM114 246V247H113ZM206 246V247H205ZM219 246H220V248H219ZM112 247V248H111ZM116 247V248H115ZM183 247V248H182ZM188 247V248H187ZM194 247H196V248H194ZM200 247V248H199ZM214 247H215V249H214ZM60 248V247H59ZM94 248V249H93ZM143 248V249H142ZM187 248V249H186ZM198 248L200 249V250H198ZM207 248V250H206V252H203V251H205V249ZM217 248V249H216ZM224 248V249H223ZM14 249H16V250H14ZM111 249H113L112 251H111ZM115 249L117 250L118 249V252L117 251H115ZM124 249V250H123ZM132 249V250H131ZM192 249H196L195 251L194 250H192ZM210 249H212V250H210ZM214 249V250H213ZM97 250H98V252H97ZM127 250V251H126ZM218 250V251H217ZM220 250V251H219ZM5 251V250H4ZM192 251V252H191ZM209 251V252H208ZM223 251H225V252H223ZM111 252V253H110ZM114 252V253H113ZM116 252V253H115ZM124 252V253H123ZM184 252V253H183ZM199 252V253H198ZM214 252V253H213ZM5 253V254H4ZM118 253V254H117ZM216 253V254H215ZM94 254H95V257H94ZM151 254V255H150ZM193 254V255H192ZM201 254V255H200ZM203 254V255H202ZM214 254V255H213ZM44 255V256H43ZM97 255V256H96ZM122 255V256H121ZM186 255H187V257H186ZM209 255V256H208ZM213 255V256H212ZM220 255H221V257H220ZM6 256V257H5ZM124 256V257H123ZM158 258H157V257ZM190 256V257H189ZM192 256H195L194 258L192 257ZM204 256V257H203ZM210 256H212L211 258H210ZM216 256V258H214ZM218 256V257H217ZM153 257V258H152ZM154 257H155V259H154ZM224 257V258H223ZM86 260H85V259ZM148 258V259H147ZM181 258V259H180ZM188 258H190L189 260H188ZM193 258V259H192ZM223 258V259H222ZM115 259V260H114ZM119 259H121V260H119ZM51 260V261H50ZM85 260V261H84ZM88 260V261H87ZM97 260V261H96ZM181 260V261H180ZM200 260V261H199ZM204 260V261H203ZM219 260V261H218ZM225 260V261H224ZM49 261V262H48ZM91 261V262H90ZM113 261V262H112ZM195 261H196V263H195ZM203 261V262H202ZM52 262V263H51ZM106 262V263H105ZM25 264H59V263H55V262H53L52 261V259L50 258V257H46V254H39V255H37V257H34V258H32V260L30 259L29 261H27Z\"/></svg>","mask_w":264,"mask_h":264}]
</instances>
